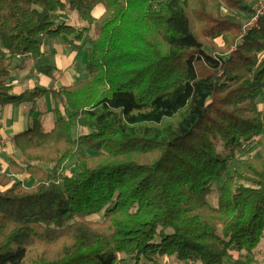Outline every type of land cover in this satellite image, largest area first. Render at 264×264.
Listing matches in <instances>:
<instances>
[{"label": "trees", "instance_id": "16d2710c", "mask_svg": "<svg viewBox=\"0 0 264 264\" xmlns=\"http://www.w3.org/2000/svg\"><path fill=\"white\" fill-rule=\"evenodd\" d=\"M257 1L0 0V105H29L23 159L0 166V264H264V154L207 199L264 128V16L240 37ZM46 39L74 47L86 78L13 94L14 58L39 59Z\"/></svg>", "mask_w": 264, "mask_h": 264}, {"label": "crops", "instance_id": "0c3cea01", "mask_svg": "<svg viewBox=\"0 0 264 264\" xmlns=\"http://www.w3.org/2000/svg\"><path fill=\"white\" fill-rule=\"evenodd\" d=\"M104 11V6L97 4L91 10V15L93 18H99ZM63 14L69 15V17L70 15L77 17L76 23H79V18L75 13ZM42 49L44 53L39 59L14 58V65L6 80V83L11 86L13 94L31 92L35 88L48 89L50 87L68 86L86 78L82 58L77 55L76 49L66 41L46 39ZM43 62H45L44 65L54 66L60 72L56 80L39 71L38 66ZM49 99L50 96L46 95L38 101V106L41 102L46 106V109H39L42 112L40 119L51 113L53 101ZM28 107L27 103L0 105V166L4 168L9 160L19 163L23 159L20 151L15 147L12 137L25 130L29 125ZM48 123L49 127L45 130L52 128L53 119L52 122L50 120ZM18 177L23 178L24 175H18Z\"/></svg>", "mask_w": 264, "mask_h": 264}, {"label": "rangeland", "instance_id": "374dc122", "mask_svg": "<svg viewBox=\"0 0 264 264\" xmlns=\"http://www.w3.org/2000/svg\"><path fill=\"white\" fill-rule=\"evenodd\" d=\"M156 0H153V2H155ZM63 13H60V16H58L57 19L62 20V21H66L69 22L70 24H74V25H78L81 26L82 24L84 25L85 22L83 20L78 19L79 23L77 24V17L75 16H71L69 17V15H61ZM248 16H245L242 19V22H244L245 18H247ZM81 23V24H80ZM243 24V23H242ZM87 25V24H86ZM59 40H63V39H59ZM74 44H80L79 41H75ZM82 66H84V60L82 58ZM43 64H45V62H43ZM51 100V99H49ZM258 108L259 110L263 111L264 110V92L261 96H259L258 98ZM45 102V101H44ZM51 102V101H50ZM38 109H46V106L43 102L40 103V105L38 106ZM53 119V113L51 112L49 115H44L41 118V122L43 124L44 129H47V127H49V121L51 120L52 122ZM76 130L73 131V136H76ZM260 152L262 154H264V128L262 129V131L259 133V135H257L253 140H250L248 142H243L242 146L240 147V149L235 153L234 156L231 157V163H230V167L229 170L227 171V173L221 178V180L219 182H215L212 185V191L207 195V199L209 201L210 204L214 205L216 202V196H217V187L221 184V181L224 180L225 176H233L234 181L236 183L238 182H242L240 180H238V178L236 177L237 173L240 172H245V169L242 165V160L246 157L252 156L255 153ZM66 168V173L67 174H72L73 171L75 170V166L74 163H70L68 162L65 165ZM91 219H95V220H101V213L95 214L90 216ZM238 257L237 252L235 251H230L228 256L225 258V262H231L234 259H236ZM254 257L260 262L263 263L264 262V246L261 244L258 246V248L256 249L255 253H254ZM161 264H193V263H188V262H178L177 260H175L173 257L171 258H161Z\"/></svg>", "mask_w": 264, "mask_h": 264}, {"label": "built area", "instance_id": "2783aa9c", "mask_svg": "<svg viewBox=\"0 0 264 264\" xmlns=\"http://www.w3.org/2000/svg\"><path fill=\"white\" fill-rule=\"evenodd\" d=\"M264 16V0H258L253 6L251 13L247 18H245L242 28L240 37L246 34L252 28H255L259 22V19Z\"/></svg>", "mask_w": 264, "mask_h": 264}]
</instances>
